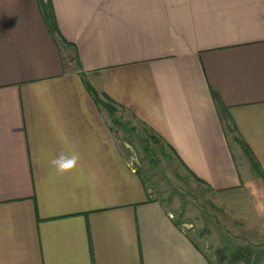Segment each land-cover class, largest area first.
Masks as SVG:
<instances>
[{
  "label": "crops",
  "instance_id": "obj_1",
  "mask_svg": "<svg viewBox=\"0 0 264 264\" xmlns=\"http://www.w3.org/2000/svg\"><path fill=\"white\" fill-rule=\"evenodd\" d=\"M46 2L0 0V264H211L84 80L264 238V0Z\"/></svg>",
  "mask_w": 264,
  "mask_h": 264
},
{
  "label": "rangeland",
  "instance_id": "obj_2",
  "mask_svg": "<svg viewBox=\"0 0 264 264\" xmlns=\"http://www.w3.org/2000/svg\"><path fill=\"white\" fill-rule=\"evenodd\" d=\"M116 117L129 124L124 130L111 122L130 165L141 173L151 196L164 205L211 264H246L241 260L231 262L239 247L253 250L249 264H264V238L249 217L245 196L239 192H215L196 182L166 148L146 140L139 134L140 127L134 131L132 120L131 124L125 121L119 112Z\"/></svg>",
  "mask_w": 264,
  "mask_h": 264
},
{
  "label": "trees",
  "instance_id": "obj_3",
  "mask_svg": "<svg viewBox=\"0 0 264 264\" xmlns=\"http://www.w3.org/2000/svg\"><path fill=\"white\" fill-rule=\"evenodd\" d=\"M39 3L41 6V10H42V16H43L49 30L53 33L56 27H55V22H54L53 16L51 14V10H50L46 0H39ZM83 78H85L84 75H82V79ZM84 83L86 85V89L88 90V92L91 95V97L93 98V100L96 102L97 105L101 106L106 111V113L108 114V116L111 119V122L115 123L116 125H120V127L123 128L124 130H126V129L128 130L129 124L126 122H122V121L117 119V117H116V111L117 110H116V106L113 104V102L110 99H108L106 96H104L103 94H99L93 87H91L89 85V83L87 81L84 80ZM212 96H213V99L216 102L220 112L224 111L225 109L223 108L218 96L215 93H213ZM226 129L227 130L230 129L229 124H226ZM146 137L148 138L146 140H149L150 137H148V136H146ZM150 140L152 142H155V144L158 145L161 149L164 147V145L162 143H160V140L157 139L155 136H151ZM145 145H147V144H145ZM240 146H241L243 152L246 154V156L250 159L251 165L256 170L255 172L260 175V172L258 170V165L254 161L250 150L243 143H240ZM146 147L147 146H144V149ZM138 175L140 176V178H142V180H144L143 177L141 176L140 172H138ZM194 180L196 182H200L197 178H194ZM175 224L178 225L177 222H175ZM253 254H254L253 250H251L249 247H239L233 252V254L231 256V262L234 263L236 261L241 260V261L245 262L246 264H249V261H250L251 256Z\"/></svg>",
  "mask_w": 264,
  "mask_h": 264
}]
</instances>
